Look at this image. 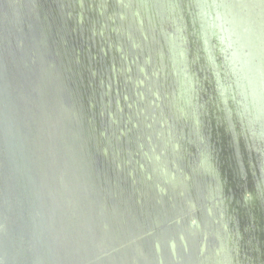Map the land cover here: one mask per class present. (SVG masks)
<instances>
[{
	"label": "water",
	"instance_id": "water-1",
	"mask_svg": "<svg viewBox=\"0 0 264 264\" xmlns=\"http://www.w3.org/2000/svg\"><path fill=\"white\" fill-rule=\"evenodd\" d=\"M0 264H264V0H0Z\"/></svg>",
	"mask_w": 264,
	"mask_h": 264
}]
</instances>
